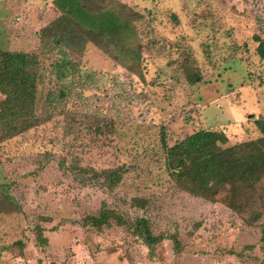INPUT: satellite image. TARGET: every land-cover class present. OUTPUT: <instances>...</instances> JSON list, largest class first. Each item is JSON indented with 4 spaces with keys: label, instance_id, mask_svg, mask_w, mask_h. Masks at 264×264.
<instances>
[{
    "label": "rangeland",
    "instance_id": "rangeland-1",
    "mask_svg": "<svg viewBox=\"0 0 264 264\" xmlns=\"http://www.w3.org/2000/svg\"><path fill=\"white\" fill-rule=\"evenodd\" d=\"M50 1L0 0V49L36 50L41 27L54 17ZM123 1L148 21L142 43L150 98L137 105L120 102L130 115L97 143L87 134L64 135L55 128L60 116L0 142V184L18 207L10 215L0 212V264H264V180L256 197L238 184L217 188L209 202L176 190L162 154L155 156L161 126L169 144L199 129L223 133L224 146L260 136L253 118L264 117V59L255 36L264 39V0H205L210 11L202 0ZM166 43L172 45L162 52L159 46ZM80 61L99 75L102 89L111 75L128 76L91 44ZM135 82L130 87L139 91L142 84ZM74 164L124 166L128 173L107 191L82 184L68 169ZM133 197L148 204L132 206ZM252 200L245 212L235 211ZM103 203L129 220L146 218L154 235L175 234L182 250L174 251L166 238L150 252L112 221L100 230L84 226L83 217L97 214ZM254 211L261 218L249 224ZM36 225L44 227L45 247L33 232Z\"/></svg>",
    "mask_w": 264,
    "mask_h": 264
},
{
    "label": "trees",
    "instance_id": "trees-1",
    "mask_svg": "<svg viewBox=\"0 0 264 264\" xmlns=\"http://www.w3.org/2000/svg\"><path fill=\"white\" fill-rule=\"evenodd\" d=\"M202 2L204 10L210 11L206 1ZM49 5L54 17L41 27L36 50L0 49V142L26 135L29 130L55 122L60 116L55 128L64 135L76 134L83 139L87 134L91 142L97 143L113 136L116 124L123 116L130 115L131 109H122L120 102L137 105L150 98L151 83L145 78L147 67L142 43L148 21L144 14L123 0H51ZM203 12L198 16L206 14ZM255 41L257 55L264 59V39L255 36ZM88 44L115 61L128 76L120 79L123 75L115 73L111 75L110 86L102 89L99 75L85 70L80 61ZM171 45L166 43L159 47L166 52L164 47L169 49ZM204 54L211 62L210 50L205 48ZM135 79L142 84L139 91L130 87L136 83ZM253 123L260 136L230 146H224L223 133L205 129L169 144L165 127L161 126L155 156L162 154L163 166L175 189L192 197L214 202L212 194L217 188L228 186L233 190L238 184L256 197L264 180V117L253 118ZM68 169L82 184L104 187L107 191L119 186L128 173L124 166L95 170L74 164ZM4 187L6 185L1 183L0 212L5 215L18 212ZM131 202L139 208L148 204L141 197H133ZM251 205H254L253 200L235 211L241 214ZM260 216L258 211L252 212L247 223L258 222ZM111 221L140 239L150 252L166 238L171 239L174 251L182 250L175 234L154 235L146 218L129 220L108 209L105 203L97 214L85 215L82 224H91L100 230ZM198 226L196 223L194 228ZM32 229L39 244L45 247L48 239L43 235L44 227L36 225ZM261 240L264 241V225ZM16 243L21 245L19 241Z\"/></svg>",
    "mask_w": 264,
    "mask_h": 264
}]
</instances>
